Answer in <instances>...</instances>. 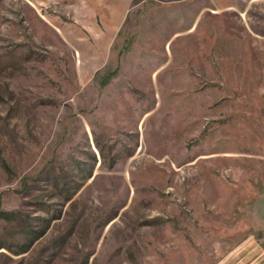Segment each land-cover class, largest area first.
I'll use <instances>...</instances> for the list:
<instances>
[{
    "label": "rangeland",
    "instance_id": "1",
    "mask_svg": "<svg viewBox=\"0 0 264 264\" xmlns=\"http://www.w3.org/2000/svg\"><path fill=\"white\" fill-rule=\"evenodd\" d=\"M0 264H264V0H0Z\"/></svg>",
    "mask_w": 264,
    "mask_h": 264
}]
</instances>
